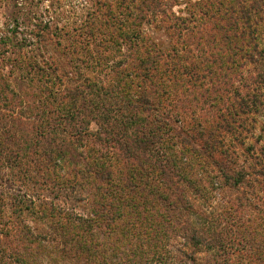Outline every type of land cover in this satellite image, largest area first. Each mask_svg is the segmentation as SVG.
I'll use <instances>...</instances> for the list:
<instances>
[{
    "label": "trees",
    "instance_id": "trees-1",
    "mask_svg": "<svg viewBox=\"0 0 264 264\" xmlns=\"http://www.w3.org/2000/svg\"><path fill=\"white\" fill-rule=\"evenodd\" d=\"M180 2L102 0L73 35L47 23L22 33L39 45L54 37L61 46L65 37L63 50L72 54L80 52L76 46L85 49L83 61L67 58L63 67L53 55L50 66L38 61L33 43L18 40L19 24L0 37V62L10 50L13 56L10 74L0 70V234L26 251L10 256L15 263L41 255L45 240L15 215L40 220L57 213L64 245L74 242L80 253L96 254L110 244L106 264L115 254L119 264H202L173 249V236H183L194 253L206 246L224 255L221 264H236L226 257L231 251L240 253L238 264H264V238L251 256L241 254L257 237L255 227L264 237V219L254 227L234 194L213 205L217 191L239 190L250 173L235 167L226 141H207L200 127L215 123L232 132L241 115L260 111L264 0L189 1L185 13H176ZM147 24L164 29L174 45L163 50L149 43ZM42 63L49 69L56 63L65 79L53 78ZM24 68L17 91L11 73ZM196 109L203 113L196 124L201 129L189 136L178 124L181 114ZM49 190L56 202L44 193ZM90 190L91 213L77 214L72 200ZM0 254V264H13L4 261L8 252L1 246Z\"/></svg>",
    "mask_w": 264,
    "mask_h": 264
},
{
    "label": "rangeland",
    "instance_id": "rangeland-1",
    "mask_svg": "<svg viewBox=\"0 0 264 264\" xmlns=\"http://www.w3.org/2000/svg\"><path fill=\"white\" fill-rule=\"evenodd\" d=\"M100 1L102 0H0V37L11 35V30L15 28L17 24H19L20 34H18V40H21L26 37L22 34L23 32L29 35V32L35 29V25H44L46 23L54 32L55 28L57 27L58 29H61L62 32L66 31L73 35L77 33V30H82V27L85 26L88 17H90L95 9L99 6ZM105 1L107 2L109 0ZM189 1L196 0H182V2H180L181 5L176 6L173 11L176 13H185L187 10L186 3H189ZM143 31L149 43L156 44L163 50L169 49L174 45L175 39L159 26L147 24L144 25ZM26 39L33 43L31 48L34 49L37 54L39 53V55L36 56L37 60L48 61L49 66L51 65V61L49 59L51 55L56 57V59H60L57 60V62L63 61L62 67L64 62H67V58L74 61L77 57H79L81 61L84 59L81 53L84 52L85 49H83L81 46H76L77 48L75 47V49L80 51L78 54H72V49L70 51L63 50L67 44V39L65 37L60 40L62 42L61 46L56 44L59 40L56 41V38L54 37H52V39H54L53 41H48L40 45L34 37H26ZM77 44H80V42H76V45ZM92 47L95 48L94 46ZM92 47L90 46V48ZM28 49L30 48L28 47ZM9 52L10 53L6 55L5 60L0 62V70L4 68V74L8 75L11 72L10 70H12L10 59L13 58L11 55V50ZM40 53L44 54V56ZM115 58L119 59L118 56ZM56 63L52 66V69H49V66L47 68V66H45L43 63L41 64L45 66L46 72H53V78L54 76H63L62 71H58L57 73L55 72L54 68ZM79 64H81V62H79ZM66 69L69 68L66 67ZM71 69H74V67ZM82 69L83 73L89 75L87 70L85 71L84 68ZM26 70V68H24V70L21 69V71H16L13 69L11 73V76L17 79H12L14 89L17 91L22 88V84H20L23 81V79H21V75H23ZM68 71L71 70L69 69ZM36 72L37 71H35V73ZM78 73L79 72H77V74ZM69 76L72 77V74H69ZM62 79L65 78L62 77ZM240 81L241 79H238L235 82L237 84L236 87L241 88L243 83ZM260 101L263 103L260 107V111L258 113L252 112L247 115H241L240 121L238 124H236L237 127L232 132L216 129L215 123L207 124L205 127L200 125V127L203 128L202 130L205 131L203 134L207 135V141H226V148L229 150L230 160L234 163L235 167L237 169H244L250 173L249 177L247 178L248 182H246L239 190L229 191L226 189L224 194L222 190L217 191L213 205H219L221 201L226 200L227 196L234 194L239 200H244L245 209L243 214L245 217H249L251 221L254 222V227L255 224H259L261 220L264 219V176L258 174V171L260 170H263L264 173V91L261 92ZM193 108L195 107L193 106ZM181 115L182 123L178 124V127L179 129L187 132L185 134L190 136L195 132V130L198 131V129H201L196 124L202 122L203 113L198 112L196 109L195 112L188 111L186 114ZM213 130H216V132ZM90 131L92 133H96L99 131V127L93 123L90 126ZM89 192H91V190L80 191L76 194V196H81L83 200H72L71 204L75 208V212L77 214L81 213L82 215H87L91 213L90 210L94 206H92L93 198L88 195ZM44 193L51 201L56 202V199L54 198V195L56 194L55 190L44 191ZM61 205H64V202L61 203ZM206 208L207 205H205L204 209ZM49 215L51 214L49 213L45 218L40 220L39 218L33 217L29 213H24L21 216L15 215L17 222H21L23 225H28L32 230H34L35 235L39 234L43 237V239H45L42 241V245L40 246L41 255L40 253L35 254L30 258L29 261H27L28 263L26 262L27 264H106V261L104 260L107 257L111 258L112 248L110 244H104L103 249H99L96 254H93V251L91 254L80 253L78 245L74 242H68V245H64L66 238H63L60 235L61 231L57 229L59 224L55 220L58 214L56 213L53 217H50ZM224 227H226L225 224L215 229L214 236H216L218 233H221ZM260 229L263 228L255 227V235L257 237H251L252 240H250L247 245V251L245 253H241L243 259H245V256H251L255 252V249L260 247V241L262 238H264L261 235ZM115 239L117 240L118 237L115 236ZM254 239L258 240L255 241ZM170 240L173 249L183 250L189 254L192 253L198 263H213L215 259L219 262V264H221L225 257L224 255H218V258L215 256V250L213 251L211 249L209 251L206 246L201 247V250H199L198 253H194L193 249L189 247L186 248L184 246L185 239L183 236H173V238ZM125 244L126 243L121 244L122 249L123 246L127 247ZM0 246L8 252V254L3 255L4 261H12L13 264H17L14 262V259L10 258V256L14 255L15 253H19L21 256L25 257L24 255L26 254V251L21 247L20 244L17 242H11L10 239L4 237V235L1 234ZM252 248L254 249L253 252ZM116 255L117 254H115V256ZM103 256L105 259H103ZM115 256L112 264H119V257ZM181 256L182 255L179 253L176 254V257ZM226 257L233 259L236 264H238L237 262L240 260L243 261L240 257V253L237 252L234 253L231 251L230 254H226ZM175 264H190V262L184 260L183 263L176 262Z\"/></svg>",
    "mask_w": 264,
    "mask_h": 264
}]
</instances>
